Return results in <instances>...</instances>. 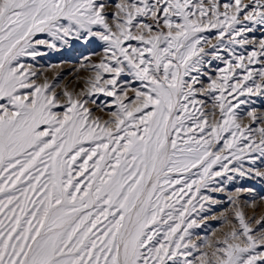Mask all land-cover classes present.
Masks as SVG:
<instances>
[{"label":"rangeland","instance_id":"1","mask_svg":"<svg viewBox=\"0 0 264 264\" xmlns=\"http://www.w3.org/2000/svg\"><path fill=\"white\" fill-rule=\"evenodd\" d=\"M0 264H264V0H0Z\"/></svg>","mask_w":264,"mask_h":264},{"label":"bare ground","instance_id":"2","mask_svg":"<svg viewBox=\"0 0 264 264\" xmlns=\"http://www.w3.org/2000/svg\"><path fill=\"white\" fill-rule=\"evenodd\" d=\"M104 2V1H103ZM107 5H109V4H107ZM109 7V6H108ZM107 8V7H106ZM108 11V10H107ZM253 39V38H252ZM253 64V63H252ZM66 67V66H65ZM64 67V68H65ZM62 69V68H61ZM45 70V69H44ZM59 71V70H58ZM60 73V72H59ZM62 75V74H61ZM64 77V76H63ZM69 81V80H68ZM231 94V93H230ZM197 118V117H196ZM262 147V146H261Z\"/></svg>","mask_w":264,"mask_h":264}]
</instances>
